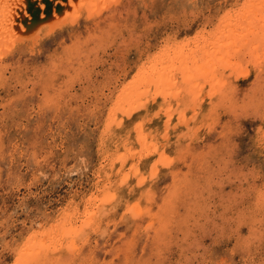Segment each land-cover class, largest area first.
<instances>
[{
    "label": "rangeland",
    "instance_id": "obj_1",
    "mask_svg": "<svg viewBox=\"0 0 264 264\" xmlns=\"http://www.w3.org/2000/svg\"><path fill=\"white\" fill-rule=\"evenodd\" d=\"M36 1L4 0L11 13L34 5L35 21L48 1L60 12L57 0ZM262 2L73 0L64 10L74 24L0 39V264H264ZM241 7L255 8L253 40ZM235 31L252 48L245 60L222 41ZM218 52L224 60L205 58ZM154 58L176 81L155 84V101L127 117L140 89L123 90ZM238 58L251 70L245 78L227 66ZM162 152L180 156L157 176Z\"/></svg>",
    "mask_w": 264,
    "mask_h": 264
},
{
    "label": "bare ground",
    "instance_id": "obj_2",
    "mask_svg": "<svg viewBox=\"0 0 264 264\" xmlns=\"http://www.w3.org/2000/svg\"><path fill=\"white\" fill-rule=\"evenodd\" d=\"M7 1V0H6ZM10 1H12V0H10ZM32 1H34V0H32ZM37 1H39V0H37ZM36 1V2H37ZM71 1H73V0H57V3H55V4H57L58 6H57V9H59L60 10V12H58V10H54L53 9V5L54 4H52V3H50L49 1L47 2L48 4H46V6H45V9H46V11L44 10V13H43V15H42V17H40V18H38L36 21L35 20H31L30 19V17L29 16H27V15H29L28 13H30L31 14V11L33 12L34 11V9L35 8H33L34 7V5H31V7H28V9H26L25 10V8H24V6H21L22 7V9L19 7L18 9H20L21 11H14V13H13V16L14 17H12V13H11V11H13V9H11L12 8V6L10 5V4H8V2H4V0H2V2L0 1V31L2 30L3 31V33H1L0 35H1V37L2 38H0V39H4V38H6V39H9V40H13L14 41V39L16 40V39H19V40H23L24 39V41H25V38H27V39H29V38H32L38 31H39V29H41L42 27H49V32H52V31H54L55 30V28L58 26V27H60L59 26V24L61 23V22H64V24L65 25H67V24H74L75 23V21H76V18H77V16H74L73 17V15L74 14H72V18H69V13L66 11V10H71V8H69V6H68V4H66V3H69L70 4V2ZM257 1H260V0H257ZM15 2V1H14ZM29 2H31V0L29 1L28 0V3ZM250 2V1H249ZM263 2H264V0H263ZM262 2V3H263ZM246 3V2H245ZM254 3V2H253ZM12 4H13V2H12ZM37 4V3H36ZM42 4V3H41ZM44 4V3H43ZM82 4H84V3H82ZM248 4V2L246 3V7L248 6L247 5ZM250 4H252V3H250ZM256 4H259L258 2H256L254 5L256 6V9H257V6L258 5H256ZM22 5H23V3H22ZM38 5V4H37ZM96 5V4H95ZM254 5H253V7H254ZM10 6H11V8H10ZM40 6V5H39ZM75 6H77V5H75ZM244 6V7H245ZM38 7V6H37ZM41 7V6H40ZM39 7V8H40ZM13 8H14V5H13ZM39 8H38V10H39ZM63 8V9H62ZM66 8V10H64ZM76 8H78V7H76ZM88 8V7H87ZM107 8V7H106ZM242 8V7H241ZM263 8H264V6H263ZM16 9V8H15ZM32 9V10H31ZM244 8H242V10L241 11H244L245 12V15L246 16H244L243 18H240V20H241V22H244V20H246L247 22V24H249V30H250V32L251 33H253L254 34V31H255V27H253V26H251L253 23V18L254 17H250L249 16V14H250V12H251V10H253V11H255V8H250V12H248L247 13V11H249V10H247V11H245V10H243ZM37 10V9H36ZM77 10H79V9H77ZM260 10V9H259ZM258 10V11H259ZM48 11V12H47ZM257 11V10H256ZM263 11H264V9H263ZM73 12V11H72ZM91 12V11H90ZM21 13V14H20ZM40 14H41V11L39 12ZM227 14V16L228 17H226L227 19H231V18H233V17H235V16H233V15H231V11H229V12H226ZM239 13V12H238ZM237 13V14H238ZM65 14H67V16H68V18L67 17H65L66 15ZM242 14L244 15V13L242 12ZM248 14V15H247ZM262 14H264V13H262ZM261 14V15H262ZM32 15H34V13L32 14ZM225 15V16H226ZM241 15V14H240ZM257 14H255V16H256ZM22 16V17H21ZM36 16V15H35ZM90 16H92V14H90ZM233 16V17H232ZM259 16V15H258ZM12 17V18H11ZM38 17V16H37ZM36 17V18H37ZM65 17V18H64ZM237 17V16H236ZM64 18V19H63ZM261 19V18H260ZM225 20V19H224ZM73 22V23H72ZM235 22V21H234ZM248 22H250V23H248ZM255 22V21H254ZM76 23H78V22H76ZM238 23V22H237ZM63 24V23H62ZM255 24H257V23H255ZM225 25V24H224ZM228 25V24H227ZM258 25V24H257ZM261 26V25H260ZM259 26V27H260ZM78 27V26H77ZM258 27V28H259ZM227 28H229V27H227ZM236 28V27H235ZM244 28H246V27H244ZM77 29V28H76ZM260 30V29H259ZM259 30H257V31H259ZM41 31V30H40ZM39 31V32H40ZM218 31H219V29H218ZM229 31V30H228ZM231 32H232V29L230 30ZM261 31H263V29L262 30H260V32ZM44 32V31H43ZM56 32V31H55ZM221 34L223 33V32H220ZM235 33H236V31H235ZM42 35V34H41ZM81 35V34H80ZM247 35V34H246ZM245 35V36H246ZM257 35V34H256ZM260 35H262V34H260ZM264 35V34H263ZM40 36V35H39ZM44 36H45V34H44ZM217 36V35H216ZM223 36V35H222ZM221 36V37H222ZM244 36V34L243 33H236V35H232V34H229V36H226V38H223V40L222 41H225V47L227 46L226 45V43H228L229 44V46H232V53H236V52H239V56L240 57H244L243 59H241V60H245L246 58V55L247 54H250L251 53V50H252V48L249 50V49H247V46H246V44H247V42H245V39L244 38H246ZM251 36V35H250ZM260 37V36H259ZM248 38V37H247ZM252 38H254L255 39V34H254V37H251V39ZM216 39V38H215ZM221 39V38H220ZM232 39V41H228V40H231ZM37 40H38V38H37ZM218 40V39H217ZM216 40V42H218V43H220L221 41L220 40H218L217 41ZM246 40H249V38L248 39H246ZM253 40V39H252ZM51 41H53V40H51ZM208 41V40H207ZM257 41H259V40H257ZM263 40H261V41H259V42H262ZM49 42V41H48ZM56 42V41H55ZM209 42V41H208ZM207 42V43H208ZM250 42H252V41H250ZM33 43V42H32ZM213 43V42H212ZM218 43H217V45H218ZM249 43V42H248ZM252 43H254V42H252ZM256 43V42H255ZM10 45L12 44V43H9ZM64 44V43H63ZM221 44V43H220ZM261 44V43H260ZM263 45H264V43H262ZM261 44V45H262ZM24 45V44H23ZM37 45V44H36ZM62 45V44H61ZM70 45H71V43H70ZM209 45V44H208ZM216 47H217V45L216 44H214ZM253 45V44H252ZM4 47V46H3ZM214 47V46H213ZM221 47H223V48H225L224 46H223V44H222V46ZM249 47H251V45L249 46ZM257 47H258V45H257ZM264 47V46H263ZM3 49H5V48H3ZM200 49H201V47H200ZM204 49V48H203ZM208 49V48H207ZM174 50V49H173ZM178 50V49H177ZM211 49H209L208 51H210ZM248 50L250 51V52H248ZM255 50H256V48H255ZM257 50H259V54H260V49H257ZM68 51V50H67ZM71 51V50H70ZM167 51V50H166ZM204 51V50H203ZM206 51V50H205ZM213 51V50H212ZM228 51V50H227ZM254 51V50H253ZM73 52V51H72ZM71 52V53H72ZM200 52H202V50L200 51ZM211 52V51H210ZM216 52V51H215ZM214 52V53H215ZM69 53V52H68ZM178 53V52H177ZM257 53V56H258V58L261 56V55H259ZM263 53V52H262ZM165 54V53H164ZM201 54V53H200ZM221 54V52L219 53L218 52V54L215 56V57H210L209 56V54L208 53H205V58L207 59V61H209V62H214V61H218L219 59H222V60H224L225 58L224 57H226V55L224 56H221L220 55ZM69 55V54H68ZM166 56H169V54L167 55V53L165 54ZM184 55V54H183ZM194 56L192 57V63H193V66L196 68V67H198V64H199V61L202 59H199L198 57H197V55L195 56V53L193 54ZM230 55L232 56L233 54H231L230 53ZM253 55V54H252ZM251 55V56H252ZM213 56V55H212ZM54 57V56H53ZM201 57H202V55H201ZM220 57V58H219ZM230 57V56H229ZM78 58V57H77ZM156 58V57H155ZM155 58H154V61L153 62H155L154 64L152 63L151 64V68H148V67H146V68H144V70H142L143 71V73H142V75L140 76V77H138L137 78V80H136V82L133 84V86H131V87H129V89H125L124 88V90H123V93L124 94H128L129 93V90L130 89H136V88H138L139 87V89L140 90H138V92H135V94L136 93H138V94H136V96H134V98L133 97H128V102L130 103V104H128V105H133L132 106V109L131 110H129L128 111V109H130V108H126L125 109V111L127 110L128 112H126V116L127 117H129V116H131L132 114H134V113H136V111H137V109L141 106V105H143V104H146V103H148V102H150V101H155V94L156 93H154L153 91H152V87L155 85V84H159V86H158V89L157 90H159L160 91V88L161 87H163V86H160V85H165V83L166 84H174V82L176 81L175 79H174V77L172 76L173 75V71L175 70H173V67L172 66H168L167 67V64H168V61L166 60L165 62H162V61H160V64L158 65L157 64V62H159V60L157 59V60H155ZM178 58V57H177ZM234 58V57H233ZM55 59V58H54ZM80 59V58H79ZM160 60H161V58H159ZM168 59V58H167ZM171 59H173V58H171ZM171 59H170V61H171ZM180 59V58H179ZM187 59V58H186ZM186 59H184V60H186ZM204 59V58H203ZM214 59V60H213ZM227 59V58H226ZM239 59L240 58H238L237 59V61H236V63H226L227 64V66H230L231 65V69L234 67V70H236L238 73H237V76L238 77H242V78H245V77H247L250 73H251V70H249V69H247L246 67H245V65H243V62L240 60L239 61ZM251 59V58H250ZM3 60V59H2ZM213 60V61H212ZM234 60V59H233ZM232 60V61H233ZM255 62H254V64L255 63H258V61H260L259 59H257V58H255ZM176 61H178V59H176ZM176 61H174V62H176ZM182 61V60H181ZM262 61V60H261ZM260 61V62H261ZM11 62V61H10ZM186 62V61H185ZM188 62V64L191 62H189V60L187 61ZM263 62V61H262ZM163 63H164V65H163ZM177 63V62H176ZM175 63V64H176ZM182 63V62H181ZM204 63V62H203ZM224 63V62H223ZM222 63V64H223ZM178 64V63H177ZM186 64V63H185ZM211 64V63H210ZM216 64H219V63H216ZM247 64V63H246ZM179 65V64H178ZM187 65V64H186ZM264 65V64H263ZM182 66V65H181ZM208 66V65H207ZM218 66V65H217ZM201 67L202 68H205L204 66H202L201 65ZM201 67H199V70H200V68ZM3 68V67H2ZM177 68H179V67H177ZM185 68V67H184ZM208 68H210L209 66H208ZM214 68H215V66H214ZM221 68H222V66H221ZM220 68V69H221ZM225 68V67H224ZM149 69H151V70H149ZM183 69V68H182ZM192 69V68H191ZM190 68H189V70H191ZM198 69V68H197ZM196 69V70H197ZM210 69H213V68H210ZM262 69H264V68H262ZM1 70V69H0ZM169 70V71H168ZM184 70V69H183ZM196 70H194V71H192V72H195ZM215 70V69H214ZM216 70H218V69H216ZM259 70V69H258ZM151 71V72H150ZM177 71V70H176ZM210 71V70H209ZM219 71V70H218ZM224 71H226V70H224ZM74 72V71H73ZM184 72H185V70H184ZM187 72V71H186ZM191 72V73H192ZM205 72V71H204ZM166 73H168V74H166ZM176 73V72H175ZM189 73V72H188ZM196 73V72H195ZM223 73H225V72H223ZM228 73V72H227ZM226 73V74H227ZM4 73H2L1 75H3ZM169 74H171V75H169ZM201 74V73H200ZM202 74H204V73H202ZM216 74V73H215ZM226 74H225V76H226ZM18 75V74H17ZM189 75V74H188ZM187 75V76H188ZM234 75V74H233ZM260 75V74H259ZM178 76H180V74L178 75ZM177 76V77H178ZM210 76V75H209ZM262 76V75H261ZM3 78H4V76H2ZM72 77H74V76H72ZM89 77V76H88ZM195 77V76H194ZM206 77V76H205ZM186 78V77H185ZM215 78V77H214ZM261 78V77H260ZM5 79V78H4ZM180 79V78H179ZM205 79V78H204ZM228 79V78H227ZM232 79V78H231ZM194 80V79H193ZM218 80V79H217ZM256 80V79H255ZM257 81V80H256ZM262 81H264V80H262ZM192 82V81H191ZM190 82V83H191ZM219 82V81H218ZM217 82V83H218ZM261 82V81H260ZM223 83V82H222ZM263 83V82H262ZM201 84V83H200ZM219 84V83H218ZM220 84H221V81H220ZM219 84V85H220ZM228 84V83H227ZM176 85V84H175ZM181 85V84H180ZM179 85V86H180ZM190 85V84H189ZM188 85V86H189ZM169 86H171V85H169ZM173 86V85H172ZM198 86V85H197ZM226 86V85H225ZM250 86V85H249ZM168 87V86H167ZM174 87V86H173ZM192 87V86H191ZM170 88V87H169ZM176 87H174V89H175ZM197 88V87H196ZM199 88V87H198ZM143 89V90H142ZM166 89V88H165ZM184 89H185V86H184ZM264 89V88H263ZM154 90V89H153ZM168 90V89H167ZM179 91H181L180 89H178ZM177 90V91H178ZM185 90H188V89H185ZM119 91V90H118ZM136 91V90H135ZM155 91H156V89H155ZM158 91V92H159ZM178 91V92H179ZM201 90L200 89H198V91H197V94L195 95V97H197L198 96V93L200 92ZM206 91V90H205ZM209 91V90H208ZM262 91V90H261ZM264 91V90H263ZM185 92V91H184ZM212 92H214L213 90H212ZM166 93V92H165ZM113 94V93H112ZM122 95V96H124L125 98H126V96L125 95ZM134 94V95H135ZM171 94V93H170ZM174 94H177V93H174ZM173 94V95H174ZM181 94V93H180ZM252 95H254L253 93H251ZM256 94V93H255ZM130 95H132V94H130ZM129 95V96H130ZM122 96H120L121 98H122V100H123V98L124 97H122ZM180 96V95H179ZM188 96V95H187ZM140 97L141 98H143L142 99V101L141 100H139L140 99ZM191 97V96H190ZM243 97V96H242ZM252 97V96H251ZM256 97V96H255ZM116 98V97H115ZM137 99V100H139L138 101V103H135V100L134 99ZM119 99V98H118ZM127 99V98H126ZM163 99V98H162ZM171 99H172V97H171ZM191 99V98H190ZM254 99V98H253ZM158 100V99H157ZM156 100V101H157ZM176 100V99H175ZM187 100V99H186ZM201 100V99H200ZM252 100V99H251ZM250 100V101H251ZM95 101H96V99H95ZM124 101V100H123ZM133 101H134V103H133ZM185 101V100H184ZM227 101V100H226ZM115 102V101H114ZM186 102V101H185ZM189 102H191V100L189 101ZM83 103V102H82ZM161 103V102H160ZM188 103V102H187ZM113 104V103H112ZM121 104H123V103H121ZM120 104V105H121ZM159 104V103H158ZM177 104V103H176ZM92 105V104H91ZM172 105V104H171ZM102 106V105H101ZM114 107V106H113ZM123 107H124V104H123ZM122 107V108H123ZM126 107H128V106H126ZM155 107V106H154ZM157 107V106H156ZM171 107V106H170ZM231 107V106H230ZM150 108V107H149ZM160 108H161V106H160ZM173 108V107H172ZM191 108V107H190ZM152 109V108H151ZM259 109V108H258ZM85 110H87V109H85ZM115 110V109H114ZM189 110V109H188ZM81 111V110H80ZM89 111V110H88ZM148 111V110H147ZM164 111V110H163ZM187 111V110H186ZM196 111V110H195ZM141 112V111H140ZM248 112V111H247ZM86 113H87V111H86ZM95 113V112H94ZM142 113V112H141ZM145 114H146V112H144ZM148 113V112H147ZM153 113V112H152ZM182 113V112H181ZM194 113V112H193ZM210 113V112H209ZM119 114V113H118ZM145 114H144V116H145ZM160 115V114H159ZM186 114L184 113L183 114V116H185ZM229 115V114H228ZM94 116V115H93ZM121 116V115H120ZM163 116V115H162ZM168 116V115H167ZM174 116V115H173ZM206 116V115H205ZM216 116V115H215ZM234 116V115H233ZM73 117V116H72ZM95 117V116H94ZM119 117V116H118ZM133 117V116H132ZM135 117V116H134ZM133 117V118H134ZM242 117V116H241ZM117 118V117H116ZM122 118V117H121ZM126 118V117H125ZM132 118V119H133ZM155 118V117H154ZM163 118V117H162ZM170 119V118H169ZM183 119H185V118H183ZM236 119V118H235ZM120 120V119H119ZM126 120V119H125ZM124 120V118H123V120L121 119V121H125ZM129 120V119H128ZM131 120V119H130ZM199 120V119H198ZM98 121V120H97ZM138 121V120H137ZM140 122H142L141 120H139ZM153 121V120H152ZM151 121V122H152ZM207 121V120H206ZM223 121V120H222ZM185 122H187V121H185ZM207 123H208V121H207ZM138 124H139V128H140V135L142 136V140H146V138H147V135H145V134H143V125H144V123H139L138 122ZM124 125H125V123H124ZM127 125V127H128V123L126 124ZM151 126H153L152 124H150ZM115 127V126H114ZM114 127H113V129H114ZM126 127V128H127ZM145 127V126H144ZM150 127V126H149ZM260 127V126H259ZM112 129V130H113ZM125 128H123V130H124ZM152 129H153V127H152ZM117 130V129H116ZM116 130H115V133H116ZM97 131V130H96ZM119 131V130H118ZM125 131V130H124ZM128 131V130H127ZM238 131V130H237ZM114 132V131H113ZM118 133V132H117ZM125 133V132H124ZM202 133V132H201ZM218 133V132H217ZM223 133V132H222ZM215 134V133H214ZM118 135H119V133H118ZM117 135V136H118ZM123 135V134H122ZM218 135H219V133H218ZM227 136V135H226ZM264 136V135H263ZM124 138V137H123ZM127 141H129V140H127ZM224 141V140H223ZM122 143V142H121ZM143 144H144V142H142ZM120 144V143H119ZM228 144V143H227ZM122 146V145H121ZM136 146V145H135ZM144 146V145H143ZM142 146V147H143ZM115 147V146H114ZM118 147V146H117ZM141 147V146H140ZM119 148V147H118ZM193 148V147H192ZM129 149V148H128ZM134 150H136V149H134ZM151 150V149H150ZM150 150H147V151H150ZM155 150L156 149H154V151L153 152H151V153H154L155 152ZM188 150V149H187ZM186 150V151H187ZM116 151H117V149H116ZM116 151H115V153H116ZM126 151V150H125ZM196 151V150H195ZM231 151V150H230ZM198 152V151H197ZM102 153V152H101ZM119 153V152H118ZM163 154V152L162 153H159L158 154V157L156 158V160L154 161V166H153V172H154V174L155 175H159V173L162 171V170H164V169H166V166L167 165H169L170 164V162H173L174 161V158H176V156H177V158L180 156V153L178 152V154L177 153H175V155H174V157H172L171 156V158L170 157H168V156H163L162 155ZM177 154V155H176ZM182 154V153H181ZM185 154V153H184ZM191 154H192V152H191ZM190 154V155H191ZM120 155V154H119ZM193 155V154H192ZM150 155H147L146 156V159L149 157ZM196 156V155H195ZM187 157V156H186ZM229 158V157H228ZM150 159V158H149ZM186 159V158H185ZM152 160H153V158H152ZM188 160V159H187ZM190 160V159H189ZM148 162H150V160H147ZM186 161V160H185ZM184 161V162H185ZM195 161V160H194ZM201 161V160H200ZM136 162V161H135ZM147 162V163H148ZM175 162V161H174ZM144 163H145V161H144ZM143 163V164H144ZM146 163V164H147ZM205 163H207V162H205ZM193 164V163H192ZM140 165V164H139ZM133 166V165H132ZM140 167H142V166H140ZM146 167V166H145ZM180 167V166H179ZM144 168V167H143ZM148 168V167H147ZM215 168V167H214ZM230 169V168H229ZM170 170H172V169H170ZM104 171H106V170H104ZM119 171V170H118ZM199 171V170H198ZM80 172V171H79ZM107 172V171H106ZM108 172H110V171H108ZM135 172H137V174H141L140 172H141V170H140V168H135L134 169V173ZM164 172V171H163ZM70 173H73V172H70ZM111 173V172H110ZM148 173V172H147ZM166 173V172H165ZM173 173V172H172ZM214 173V172H213ZM80 174V173H79ZM164 174V173H163ZM170 174H171V172H170ZM104 175V174H103ZM111 175V174H110ZM128 175L130 176V174L128 173ZM167 175V174H166ZM173 175V174H172ZM108 176V175H107ZM124 176V175H123ZM174 176H176V174L174 175ZM128 177V176H127ZM145 177V176H144ZM147 177V176H146ZM146 177L144 178V179H146ZM129 178V177H128ZM142 178V177H141ZM149 178V177H148ZM188 178V177H187ZM125 179V178H124ZM130 179V178H129ZM140 181H145V180H140ZM214 181V180H213ZM176 183H178V182H176ZM131 184V183H130ZM134 184H136V183H134ZM133 184V185H134ZM110 185V184H109ZM169 185V184H168ZM174 185V184H173ZM107 186V185H106ZM120 187V186H119ZM123 188H125V187H123ZM122 188V189H123ZM143 189H144V187H142ZM178 188V187H177ZM108 189V188H107ZM149 190H151V189H149ZM136 191V190H135ZM100 192V191H99ZM149 192V191H148ZM151 192V191H150ZM136 193V192H135ZM138 193V192H137ZM153 193V192H152ZM93 195H94V193H93ZM97 196V195H96ZM115 196V195H114ZM145 196V195H144ZM109 197V196H108ZM152 197V196H151ZM94 199V198H93ZM108 199V198H107ZM111 199V198H110ZM127 199V198H126ZM73 200V199H72ZM162 200H163V198H162ZM202 200V199H201ZM91 201H93V200H91ZM95 201V200H94ZM96 201H98V200H96ZM73 202V201H72ZM163 202V201H162ZM96 204V203H95ZM92 206H94V205H92ZM138 207V206H137ZM136 207V208H137ZM191 207V206H190ZM264 207V206H263ZM90 208V207H89ZM167 208V207H166ZM194 208V207H193ZM190 209V208H189ZM96 210V209H95ZM88 210H86V212H87ZM86 212H84V213H86ZM138 212V211H137ZM83 213V214H84ZM91 214H94L92 211L90 212ZM139 213V212H138ZM152 213V212H151ZM66 214H67V212H66ZM68 215V214H67ZM70 215V214H69ZM90 215V214H89ZM89 215L88 216H86V217H89ZM190 215V214H189ZM43 217V216H42ZM193 218H194V216H193ZM70 219V218H69ZM90 219V218H89ZM121 219V218H120ZM195 220V219H194ZM70 221V220H69ZM150 221V220H149ZM64 223V222H63ZM66 223V222H65ZM263 223V222H262ZM61 225V224H60ZM63 225V224H62ZM263 224H261V226H262ZM63 226H65V225H63ZM70 226V225H69ZM37 227H38V225H37ZM68 227V226H67ZM39 228V227H38ZM55 228V227H54ZM32 229H34V228H32ZM56 230H57V228H56ZM98 230V229H97ZM65 231V230H64ZM121 231V230H120ZM63 232V231H62ZM59 233V232H58ZM67 233V232H66ZM75 234V233H74ZM65 236V235H64ZM127 236V235H126ZM258 236V235H257ZM53 237H56V236H54L53 235ZM38 238V237H37ZM36 238V239H37ZM40 238V237H39ZM57 238V237H56ZM58 239V238H57ZM48 240V239H47ZM59 241V240H58ZM146 241V240H145ZM42 242V241H41ZM43 243V242H42ZM50 243V242H49ZM108 244V243H107ZM62 245V244H61ZM72 245H75V242H73V244ZM43 246H44V244H43ZM180 246V245H179ZM243 247V246H242ZM248 247V246H247ZM22 248V247H21ZM66 248V247H65ZM241 249V248H240ZM243 249L244 248H242V251H243ZM23 250V249H22ZM110 250V249H109ZM122 250V249H121ZM165 251V250H164ZM229 251V250H228ZM236 251V250H235ZM24 252V251H23ZM36 252V251H35ZM234 252V251H233ZM241 252V251H240ZM142 253V252H141ZM145 253V252H144ZM171 253V252H170ZM20 254V253H19ZM38 254V253H37ZM165 254V253H164ZM37 257V256H36ZM45 257V256H44ZM121 258V257H120ZM26 259V258H25ZM46 259V258H45ZM96 259V258H95ZM26 262H28V261H26ZM46 263V262H45ZM107 263V262H106ZM22 264V263H21Z\"/></svg>",
    "mask_w": 264,
    "mask_h": 264
}]
</instances>
